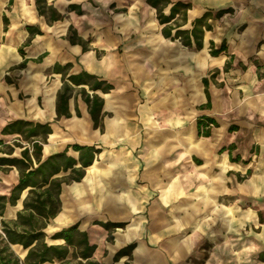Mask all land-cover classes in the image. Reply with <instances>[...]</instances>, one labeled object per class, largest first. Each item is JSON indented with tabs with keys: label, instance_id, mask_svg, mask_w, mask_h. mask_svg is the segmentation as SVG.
I'll return each instance as SVG.
<instances>
[{
	"label": "crops",
	"instance_id": "obj_1",
	"mask_svg": "<svg viewBox=\"0 0 264 264\" xmlns=\"http://www.w3.org/2000/svg\"><path fill=\"white\" fill-rule=\"evenodd\" d=\"M178 1L190 4L183 29L212 13L200 47L166 37L147 0H47L63 15L52 21L36 0H0V139L11 143L18 135L2 128L24 119L51 128L42 159L66 152L80 168L73 146L98 149L81 179L62 183L46 232L77 225L99 264H264V0H170L164 14ZM66 64V76L86 71L111 88L73 85L59 116ZM82 88L103 99L98 126ZM203 116L216 121L207 135ZM18 179L17 167L0 169V195Z\"/></svg>",
	"mask_w": 264,
	"mask_h": 264
},
{
	"label": "trees",
	"instance_id": "obj_2",
	"mask_svg": "<svg viewBox=\"0 0 264 264\" xmlns=\"http://www.w3.org/2000/svg\"><path fill=\"white\" fill-rule=\"evenodd\" d=\"M157 9L159 22L164 25L163 34L172 39L178 38L186 46L197 47L202 45L205 30L211 28L208 19L212 16L209 11L196 18L192 22V28L183 29L187 22V10L190 4L181 1L175 2L170 8V14L163 12L170 0H147ZM37 9L40 14L49 13V21L61 19L63 17L52 5H48L47 0H36ZM226 12L220 10L217 16ZM177 15L179 18L176 19ZM174 20V22H172ZM38 32L40 30L37 29ZM70 41L80 43L83 50L89 49V45L77 31L70 26ZM226 49L223 43L218 49L211 44V53L218 54ZM70 64L57 66L63 75V86L58 93L57 111L58 115H70L68 101L72 95L74 86L87 84L91 90L102 89L108 91L111 85L106 81L99 80L97 76L86 71L66 76ZM206 82V80H205ZM82 93L89 105L90 113L94 125H100V113L103 99L98 94L90 95L82 88ZM210 124H216L213 118L202 117L198 120V130L200 134L207 135L210 132ZM51 132L48 123L34 122L32 120L15 119L7 123L1 130V134H17L11 143H6L0 139V169L17 167L19 179L12 187L9 196L0 195V264H44L46 262L57 264H71L77 257L80 260L75 264H82L86 259V264H99L91 259L95 245L88 241L87 234L80 232L77 225L62 228L51 234L46 232L49 221L57 215L61 208L60 193L62 183L70 179L79 180L85 173V167L92 164L95 153L98 152L94 146H81L75 144L73 147L80 151V168H76V160L68 156L66 152L52 154L42 159V145L47 135ZM20 149L18 155L16 149ZM71 169L72 173L68 177L56 176L61 171ZM27 194L23 200V208L17 212L15 219L4 218L5 209L8 204L15 205L21 198L23 192ZM47 237L52 239H64L65 244H49ZM21 245L27 250L24 259L13 250L12 245ZM133 245L127 246L131 249ZM71 248L73 249L71 253ZM71 254V256H70Z\"/></svg>",
	"mask_w": 264,
	"mask_h": 264
},
{
	"label": "rangeland",
	"instance_id": "obj_3",
	"mask_svg": "<svg viewBox=\"0 0 264 264\" xmlns=\"http://www.w3.org/2000/svg\"><path fill=\"white\" fill-rule=\"evenodd\" d=\"M17 150H19V148H18V149H16V151H17Z\"/></svg>",
	"mask_w": 264,
	"mask_h": 264
}]
</instances>
